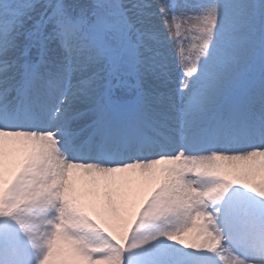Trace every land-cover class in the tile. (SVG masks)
<instances>
[{
    "label": "snow or ice",
    "instance_id": "obj_1",
    "mask_svg": "<svg viewBox=\"0 0 264 264\" xmlns=\"http://www.w3.org/2000/svg\"><path fill=\"white\" fill-rule=\"evenodd\" d=\"M257 173L264 0H0V264H264Z\"/></svg>",
    "mask_w": 264,
    "mask_h": 264
},
{
    "label": "rangeland",
    "instance_id": "obj_2",
    "mask_svg": "<svg viewBox=\"0 0 264 264\" xmlns=\"http://www.w3.org/2000/svg\"><path fill=\"white\" fill-rule=\"evenodd\" d=\"M156 2H158V0H156ZM165 2V0H161L160 3H163ZM159 3V2H158ZM177 23L180 25L179 27V38H178V42H183V44H185V46H183L184 48L186 49H191V46H192V43L194 42L192 36H189V34L185 31V25L183 24L182 21H177ZM173 31L175 32L176 29L173 28ZM179 52V51H178ZM25 156L23 157H20L17 159V163L19 166L20 162L24 159ZM19 168V167H18ZM14 174L10 173V174H7L5 176V182L6 184L12 179V176ZM253 179L255 182H259L260 180H264V174H260V173H257L253 176ZM9 180V181H8ZM150 187H154V184L151 185ZM150 187L148 189H146L145 186H143V190L142 189H138L136 192H137V195H136V198H135V201H127V204L129 205H136L138 206L139 205V202L148 194V192L150 191ZM141 193V194H140ZM94 194V193H93ZM97 199L96 195L94 194V199L95 200ZM93 200H86L85 203H89L90 201H93ZM99 201H100V212H95V211H92V210H89V215L92 216V218L94 220H97L98 222H101L102 224L104 223H109L110 221H112L113 217H115L117 214H118V211L119 209L121 208V204L122 202L118 203L117 201H108V200H105V196L104 194H102L100 197H99ZM108 201V202H107ZM115 208L117 211L114 212L112 209ZM193 236H194V233L193 232H190L188 233L184 239L186 242L188 243H191V242H194L193 241ZM66 246H64L62 244V242H58L57 243V248H64Z\"/></svg>",
    "mask_w": 264,
    "mask_h": 264
},
{
    "label": "bare ground",
    "instance_id": "obj_3",
    "mask_svg": "<svg viewBox=\"0 0 264 264\" xmlns=\"http://www.w3.org/2000/svg\"><path fill=\"white\" fill-rule=\"evenodd\" d=\"M158 2L160 3L161 0H158ZM179 44L181 46H185V44H183V42H179ZM179 51V48H177V52ZM15 143L17 150L16 151H12L11 147L12 144ZM26 153L22 152L19 150V141L16 142H10L9 138H5V157H4V173L5 176L7 174H14L15 171L18 170V163H17V159L20 157L25 156ZM157 167H162V166H157ZM133 176H138V170H136L135 172L130 173ZM9 181V180H8ZM6 184V182H5ZM143 184L139 181L129 185V186H125L122 190H121V196L119 197H110L107 193L111 191V189L109 190H105L104 196H105V200L108 201H119L123 202L124 200L126 201H135L136 195H137V190L140 188L143 190ZM155 186V185H154ZM149 188V187H148ZM146 188V189H148ZM76 190L78 194H84V193H93L92 190V186L91 185H87L85 184L83 181H77L76 182ZM141 194V193H140ZM89 200H93L94 199V194L90 195L88 197ZM107 201V202H108ZM91 202V201H90ZM130 205V204H129ZM131 206V205H130Z\"/></svg>",
    "mask_w": 264,
    "mask_h": 264
}]
</instances>
